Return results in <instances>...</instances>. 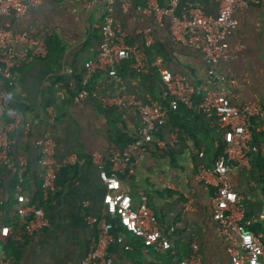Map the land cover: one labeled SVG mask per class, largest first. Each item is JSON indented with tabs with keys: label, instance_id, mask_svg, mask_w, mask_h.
Wrapping results in <instances>:
<instances>
[{
	"label": "crops",
	"instance_id": "0c3cea01",
	"mask_svg": "<svg viewBox=\"0 0 264 264\" xmlns=\"http://www.w3.org/2000/svg\"><path fill=\"white\" fill-rule=\"evenodd\" d=\"M123 7L117 0L114 13L129 44L146 53L147 34L154 38L155 68L148 61V72L135 71L124 60L117 65L118 75L98 68L92 80L100 99H82L77 85L86 73V63L96 59L102 41L104 8L97 0H42L21 15L5 16L16 31L28 32L38 41L54 37L63 48L59 58L35 53L31 42L14 41L3 49L6 57L16 54V85L9 96L17 128L12 133L14 154H26L31 162L30 175L42 183L43 165L40 140L50 136L56 143V190L44 200L49 227L19 239L14 232L15 248L5 242L14 264H81L91 242L97 238L94 216H108L107 186L101 171L113 172L109 161L112 149H122L133 141L141 125L137 109H124L115 99L125 94L140 101H170L163 74L183 75L198 91L193 104H180L170 112L169 121L155 133L146 152L137 159L132 176L118 173L119 192L133 197L134 205L148 204L155 211L170 250L156 251L132 233H122L110 246L116 264H171L193 251L198 244L201 264H233L231 241L221 235L214 219L212 197L215 175L210 173L218 155L232 137L217 117L203 112L200 102L206 87L223 88L237 105L257 102L264 107V0L238 8L237 27L228 35L230 56L218 65L226 80L210 84L209 66L203 52L178 44L172 39L171 18L159 21L145 9L152 0H129ZM165 5L169 0H156ZM198 2L204 12L217 16L216 0H182V13L189 2ZM152 45V46H153ZM48 50L49 46L47 44ZM164 62H157L156 55ZM73 69V71H71ZM264 124L255 118L252 126ZM125 145V146H124ZM209 180V181H208ZM4 189L6 204H14L11 183ZM233 187L243 196L240 221L264 240V129L255 130L247 161L230 174ZM115 228L118 219L110 217ZM121 234V233H120ZM131 245V249H127Z\"/></svg>",
	"mask_w": 264,
	"mask_h": 264
},
{
	"label": "built area",
	"instance_id": "2783aa9c",
	"mask_svg": "<svg viewBox=\"0 0 264 264\" xmlns=\"http://www.w3.org/2000/svg\"><path fill=\"white\" fill-rule=\"evenodd\" d=\"M42 0H0V264H14V257L5 250L6 239L14 232L19 239L24 235L50 226V218L43 206L44 200L56 190V143L50 136L40 140L42 150L41 163L43 175L41 195L32 196L33 187L25 185L30 174L31 162L26 154H14L12 133L17 128L11 108L8 88L16 85V54L11 50L10 56L3 54V49L14 41H27L36 45L35 53L45 57L49 50L45 41H38L28 32L16 31L4 21L5 16L25 14L28 9ZM102 3L104 16L101 22L102 41L96 59L86 63V73L79 80L77 89L82 99H100L104 103L99 88L92 86V78L98 68L109 69L113 76L118 75L117 65L129 60L132 68L139 73L148 72L147 53L139 47L129 44L122 32L121 24L114 13L117 0H97ZM182 0H169L165 5L152 0L145 9L154 13L159 21L167 16L171 18V32L174 42L200 49L209 66L210 84L226 80L225 75L218 72V65L230 56L228 35L237 27L238 19L235 11L246 8L261 0H216L219 4L217 16L204 12L198 2H189L182 13L179 7ZM129 0H123V7H130ZM148 46L154 43L153 36L148 33ZM157 62L163 63L160 55L155 56ZM73 71V69H71ZM170 95L169 104L149 99L142 102L135 95L125 94L115 99V103L124 109L134 108L140 114L141 125L138 136L122 149H112L109 161L113 172L101 171L106 183L105 196L108 216H94L90 220L96 226L98 236L94 239L81 264H116L110 253V246L122 233L114 232L115 225L110 217H116L130 233L140 238L147 246L156 251L170 250L171 240L153 208L146 203L135 206L133 197L121 193V179L118 173L132 176L136 171L138 157L146 152L155 138V133L169 121L170 112L178 105L191 106L198 91L195 84L185 76L166 72L163 74ZM201 109L209 116L217 117L222 127H229L232 137L218 155L210 173L216 177V191L212 197L214 219L218 222L221 235L231 241L233 264H264V240L260 234L248 230L240 221L239 213L243 211V196L236 191L230 181V174L247 161L254 140L255 130L264 129L260 124L255 129L252 121L255 118L264 120V107L257 102H246L241 105L229 100L223 88L206 87L200 102ZM15 178V204L7 207L4 201V189L7 179ZM209 181V180H208ZM131 249V245L126 246ZM202 256L198 244L193 245L192 253L179 262L171 264H201ZM129 264V263H128Z\"/></svg>",
	"mask_w": 264,
	"mask_h": 264
},
{
	"label": "trees",
	"instance_id": "16d2710c",
	"mask_svg": "<svg viewBox=\"0 0 264 264\" xmlns=\"http://www.w3.org/2000/svg\"><path fill=\"white\" fill-rule=\"evenodd\" d=\"M47 44L49 46V52H50V57H53V58H59L60 55L62 54L63 52V48L60 46L59 42L56 40V38L54 37H49L47 39ZM156 47L153 45V46H150L149 48L146 49V53H147V58H148V61H149V64L151 65V67L157 69L155 67V64H154V51H155ZM125 62V61H124ZM126 65H129L130 64V61L127 60L126 62ZM91 85L92 86H95V82L94 80H92L91 82ZM11 88H8V91L10 92ZM166 104H169V101L166 103ZM130 143V142H129ZM127 145V144H126ZM125 146V145H124ZM118 176H121L118 174ZM34 178L36 179V175L35 174H32L30 175V177H28L26 179V182H25V185L26 186H29V187H33V191H32V196L34 198H36L37 196L41 195V184L40 183H35L34 182ZM17 182V179L13 178V181L11 183V188H12V193L14 195V188H15V184ZM15 199V198H14ZM15 201V200H14ZM15 204V202H14ZM13 204V205H14ZM5 205L8 207H11L12 205L11 204H6ZM117 230H118V233H130L128 230H126V228L122 225V223L120 222V220H118L117 222V226H116ZM142 241V240H141ZM142 243L144 245H146L143 241ZM6 244L10 247H14L15 248L17 247L14 243V240H13V237L12 236H9L7 239H6ZM147 246V245H146ZM180 261V260H179ZM177 261V262H179Z\"/></svg>",
	"mask_w": 264,
	"mask_h": 264
}]
</instances>
